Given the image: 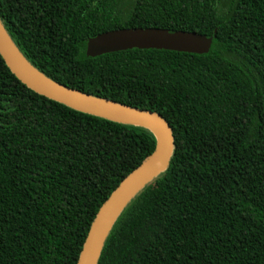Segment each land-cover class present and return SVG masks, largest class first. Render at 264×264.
I'll list each match as a JSON object with an SVG mask.
<instances>
[{"label": "trees", "instance_id": "16d2710c", "mask_svg": "<svg viewBox=\"0 0 264 264\" xmlns=\"http://www.w3.org/2000/svg\"><path fill=\"white\" fill-rule=\"evenodd\" d=\"M0 25L38 73L169 127L165 169L118 212L95 264H264V0H0ZM127 28L210 45L85 55L87 39ZM155 141L35 93L0 56V264H76Z\"/></svg>", "mask_w": 264, "mask_h": 264}, {"label": "water", "instance_id": "95a60500", "mask_svg": "<svg viewBox=\"0 0 264 264\" xmlns=\"http://www.w3.org/2000/svg\"><path fill=\"white\" fill-rule=\"evenodd\" d=\"M7 42L11 44L0 25V56L9 71L27 88L80 112L144 127L155 136L153 151L113 189L100 205L89 226L76 264H95L104 237L118 212L144 184L165 169L172 142L169 127L161 116L153 111L123 106L73 90L38 73L26 62L25 68ZM209 45V37L193 32L127 28L106 31L87 39L84 53L86 56H96L130 48H154L199 54L207 52Z\"/></svg>", "mask_w": 264, "mask_h": 264}, {"label": "bare ground", "instance_id": "6f19581e", "mask_svg": "<svg viewBox=\"0 0 264 264\" xmlns=\"http://www.w3.org/2000/svg\"><path fill=\"white\" fill-rule=\"evenodd\" d=\"M7 43L9 44L10 48L12 49V51H13L15 57L17 58V60H18L21 64H23V66H24L25 68H27V66H26V64H25V61H24V60L21 58V56L16 52V50L12 47V45H11L9 42H7Z\"/></svg>", "mask_w": 264, "mask_h": 264}]
</instances>
